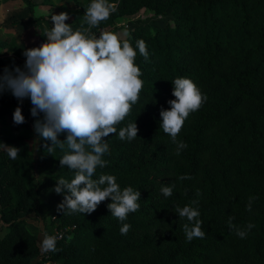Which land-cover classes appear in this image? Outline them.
<instances>
[{
  "label": "trees",
  "instance_id": "trees-1",
  "mask_svg": "<svg viewBox=\"0 0 264 264\" xmlns=\"http://www.w3.org/2000/svg\"><path fill=\"white\" fill-rule=\"evenodd\" d=\"M23 1L34 15L39 4ZM72 1L73 21L66 23L75 29L91 0ZM109 2L117 11L93 32L117 34L126 29L120 40H130L135 47L143 39L149 58L145 60L137 49L135 63L143 74L139 100L117 126V134L107 138L110 154L103 158L108 163L97 167L93 178L110 174L121 188L138 189L140 208L125 221L131 225L127 235H121L120 221L107 208L110 198L90 214L57 211V229L62 233L56 239L58 251L44 252L23 216L38 212L45 188V179L31 180L32 141L49 178L70 181L74 172L61 168L64 151L57 147L52 154L46 152L45 141L34 131L36 117L31 116L25 132L11 129L6 108L11 100L0 94L4 106L0 141L20 148L15 160L0 150V264H35L46 256L56 264H264V0ZM142 9L154 17H167V23L129 28L125 19ZM177 77L192 79L207 96L177 136L187 144L179 155L177 145L160 128V110L175 99L171 80ZM132 121L138 136L120 140L119 128ZM184 174L192 178L179 180ZM172 183L173 195L165 197L161 186ZM249 197H256L251 211ZM193 200L199 201L206 236L187 242L182 227L187 220L174 210ZM229 216L238 227L249 222L255 227L241 239L228 227Z\"/></svg>",
  "mask_w": 264,
  "mask_h": 264
},
{
  "label": "clouds",
  "instance_id": "clouds-1",
  "mask_svg": "<svg viewBox=\"0 0 264 264\" xmlns=\"http://www.w3.org/2000/svg\"><path fill=\"white\" fill-rule=\"evenodd\" d=\"M84 9L83 22L75 29L66 23L67 12L51 14V29L41 32L46 39L37 47L23 50V68L15 65L0 72V94L10 91L21 103L25 98L30 99V114L37 118L34 131L45 141L44 149L51 154L57 147L64 151L59 159L61 168L66 166L72 170L74 177L70 181L56 178L54 191L64 194L57 211L63 215L90 214L110 198L107 208L120 221L121 235H127L131 225L125 221L130 213L139 210L140 191L132 186L121 188L116 177L110 174H101L98 179L93 177L97 167L103 168L108 163L103 158L110 154L107 138L117 134V126L130 115L139 100L143 74L135 63L137 49L145 60L149 52L143 39L137 40L133 47L130 40L121 41L113 32H93L117 11L114 3L91 0ZM171 81L175 99L167 101L168 109L161 108L160 128L177 145L176 155H179L187 144L178 141L177 136L189 114L199 110L207 96L188 77ZM13 122L25 123L20 106L13 112ZM138 131L137 123L132 121L119 128L118 137L131 141L138 136ZM61 134H66V138L61 140ZM0 150L6 151L12 160L20 153V148L2 141ZM191 178L187 174L178 177L179 180ZM174 188L175 183H172L162 185L160 190L165 197H170ZM255 199L249 197V211ZM198 205L199 201L193 200L183 207L175 206L179 218L187 220L182 226L187 242L206 236ZM233 220L234 217H228V227L241 239L255 227L251 222L238 227ZM41 235L44 252L58 251L55 236L46 232Z\"/></svg>",
  "mask_w": 264,
  "mask_h": 264
},
{
  "label": "crops",
  "instance_id": "crops-1",
  "mask_svg": "<svg viewBox=\"0 0 264 264\" xmlns=\"http://www.w3.org/2000/svg\"><path fill=\"white\" fill-rule=\"evenodd\" d=\"M34 1L39 4V7H45V5L47 6V3L50 0ZM57 1L63 6H58L56 3ZM20 2L22 3L21 10L28 13V16L24 20L19 18L21 17V11H17V3L19 4ZM53 3L56 4L51 6L54 8L50 7V11L39 14L37 9L35 14L33 15L29 6L26 5L23 0H0V72H2L5 67H8V65H10V68L14 67L15 65L23 68L25 59L21 61L15 56H17V54H21L25 48L37 47L44 41L40 34L45 30L51 29L49 28V24L50 27H52L50 15L52 13H58L56 12V9L59 10L61 8L65 12H73V9H71L72 6L70 5V3H73L72 0H54ZM41 16H45V19H42ZM70 16L71 15H69V17ZM2 94L6 96L8 95L11 100L10 104L6 107L10 112V115L7 117V119L9 118L8 122L10 124V127L12 130L19 132V129H21L19 125L21 124H14L13 112L17 106H20L25 117V123H23L22 125H27V122L30 121L32 116L30 115L29 117L30 109L27 110L28 107H31L30 99L26 98V101L21 103L18 102L17 98H15L10 91H4ZM3 108L4 106L0 104V111ZM1 129L2 126L0 124V132ZM32 142L34 143V141ZM39 155L40 153L38 154V160L41 159V155ZM43 192L41 198H43ZM2 228L3 224L0 230ZM35 235L37 237V234Z\"/></svg>",
  "mask_w": 264,
  "mask_h": 264
},
{
  "label": "rangeland",
  "instance_id": "rangeland-1",
  "mask_svg": "<svg viewBox=\"0 0 264 264\" xmlns=\"http://www.w3.org/2000/svg\"><path fill=\"white\" fill-rule=\"evenodd\" d=\"M54 0H50L47 3V6H41L36 8V10L38 9V13L42 14L45 12L50 11L51 7L54 4L57 3V5H61L58 1L56 3H53ZM22 3L20 2L19 4L17 3V11L19 10V12L21 11V17H19L20 19L24 20L27 16L28 13L26 11L21 10V5ZM50 5V6H49ZM70 5L72 6L71 9H75V4L70 3ZM67 6V4H66ZM51 7V8H50ZM16 8V7H14ZM56 9V8H55ZM56 12L60 13V12H65L63 11L61 8L59 10L56 9ZM56 13V14H58ZM69 15H71L72 17H74L73 12L69 13L67 12ZM69 17L70 19H68L67 21H73L72 17ZM131 20V21H129ZM167 17H154L153 13L149 10L146 9H142L139 13L133 15V16H129L125 19V22H128V25L131 27H134L136 25L138 26H147L148 28L150 27H154V26H165V24L167 23ZM73 27V25H72ZM127 33L126 29L125 30H121L119 31L116 35H118V37H123L125 36ZM45 40V39H44ZM17 57L19 60L23 61V59H25V57L21 54H17ZM26 101V98L23 100V102ZM18 102H20L18 100ZM31 106V105H30ZM31 107H28V109H30ZM27 112V111H26ZM31 114H29L30 117ZM23 130L22 132H25V128L26 125H19ZM33 148H32V158L33 160H35V164H34V169L31 173V180L35 181L37 179H45V188H44V192H43V198L40 201V206H39V210L38 212H34V211H30L27 213H23V216L25 218L28 219V223H27V228L28 230H30L33 234H37L38 240L41 241L42 239V233L46 232L49 235H57L59 236L60 233L59 230L57 229V222L55 219V216L57 214V205L59 204L60 200L63 197V193L61 194H57L54 191V186L56 184V179L54 178H49L48 173L46 174V172L41 169L42 165H41V161L40 159L38 160V152H37V143L34 144L32 142ZM40 156V155H39ZM41 158V156H40ZM40 162V163H39ZM34 172V173H33ZM49 178V179H48ZM2 227V223L0 221V228ZM56 237V236H55ZM57 239V238H56ZM59 239V238H58ZM41 245V242H39ZM42 246V245H41ZM43 250V249H42ZM41 258L39 257L37 259V261H39ZM36 261V262H37Z\"/></svg>",
  "mask_w": 264,
  "mask_h": 264
},
{
  "label": "built area",
  "instance_id": "built-area-1",
  "mask_svg": "<svg viewBox=\"0 0 264 264\" xmlns=\"http://www.w3.org/2000/svg\"><path fill=\"white\" fill-rule=\"evenodd\" d=\"M60 233L59 236L55 235L56 238H62V233ZM35 264H56L52 259L49 258V256H46L44 259H40L38 262H36Z\"/></svg>",
  "mask_w": 264,
  "mask_h": 264
}]
</instances>
